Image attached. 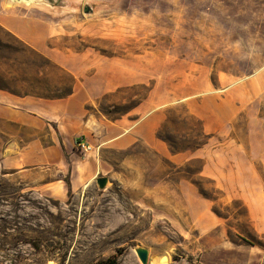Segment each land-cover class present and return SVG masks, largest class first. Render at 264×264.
I'll use <instances>...</instances> for the list:
<instances>
[{
  "label": "rangeland",
  "instance_id": "obj_1",
  "mask_svg": "<svg viewBox=\"0 0 264 264\" xmlns=\"http://www.w3.org/2000/svg\"><path fill=\"white\" fill-rule=\"evenodd\" d=\"M263 227L264 0L0 3V264H264Z\"/></svg>",
  "mask_w": 264,
  "mask_h": 264
},
{
  "label": "water",
  "instance_id": "obj_2",
  "mask_svg": "<svg viewBox=\"0 0 264 264\" xmlns=\"http://www.w3.org/2000/svg\"><path fill=\"white\" fill-rule=\"evenodd\" d=\"M21 1H25V2H31V1H38V0H15V2H21ZM46 3L50 4V5H55L56 4V0H43ZM84 13L85 14H91L92 13V9L87 5L84 8ZM96 184L100 189H104L107 185V178H97L96 179ZM137 257L139 258V260L141 261L142 264H147L148 261V251L144 248H137L135 250Z\"/></svg>",
  "mask_w": 264,
  "mask_h": 264
},
{
  "label": "bare ground",
  "instance_id": "obj_3",
  "mask_svg": "<svg viewBox=\"0 0 264 264\" xmlns=\"http://www.w3.org/2000/svg\"><path fill=\"white\" fill-rule=\"evenodd\" d=\"M8 3L11 5H15L16 2L15 0H9ZM26 3H30V2H26ZM160 255L162 256L151 258L150 260L151 264H169L170 263V257L167 253H163Z\"/></svg>",
  "mask_w": 264,
  "mask_h": 264
},
{
  "label": "crops",
  "instance_id": "obj_4",
  "mask_svg": "<svg viewBox=\"0 0 264 264\" xmlns=\"http://www.w3.org/2000/svg\"><path fill=\"white\" fill-rule=\"evenodd\" d=\"M8 2H9V0H0V3L2 4H6V5H8ZM32 2H35V1H31L30 3H32ZM21 3H25V4H30V3H26L25 1H21V2H16L15 4H21ZM263 229H264V227H263ZM159 256V255H158Z\"/></svg>",
  "mask_w": 264,
  "mask_h": 264
},
{
  "label": "trees",
  "instance_id": "obj_5",
  "mask_svg": "<svg viewBox=\"0 0 264 264\" xmlns=\"http://www.w3.org/2000/svg\"><path fill=\"white\" fill-rule=\"evenodd\" d=\"M103 264H117V260H116V258H114L112 260H109L107 262H104Z\"/></svg>",
  "mask_w": 264,
  "mask_h": 264
}]
</instances>
